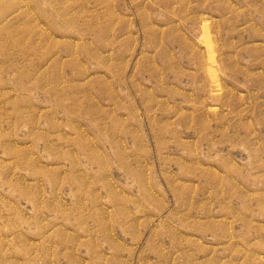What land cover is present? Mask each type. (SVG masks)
Masks as SVG:
<instances>
[{
	"label": "rangeland",
	"instance_id": "rangeland-1",
	"mask_svg": "<svg viewBox=\"0 0 264 264\" xmlns=\"http://www.w3.org/2000/svg\"><path fill=\"white\" fill-rule=\"evenodd\" d=\"M0 264H264V0H0Z\"/></svg>",
	"mask_w": 264,
	"mask_h": 264
}]
</instances>
